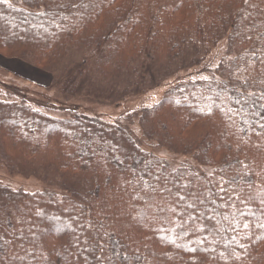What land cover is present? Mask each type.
Instances as JSON below:
<instances>
[{
  "label": "trees",
  "instance_id": "16d2710c",
  "mask_svg": "<svg viewBox=\"0 0 264 264\" xmlns=\"http://www.w3.org/2000/svg\"><path fill=\"white\" fill-rule=\"evenodd\" d=\"M19 1L0 2V66L63 75L70 96L120 103L224 41L229 63L142 112L200 170L96 117L0 101V162L49 186L0 188V264H264V0Z\"/></svg>",
  "mask_w": 264,
  "mask_h": 264
},
{
  "label": "rangeland",
  "instance_id": "374dc122",
  "mask_svg": "<svg viewBox=\"0 0 264 264\" xmlns=\"http://www.w3.org/2000/svg\"><path fill=\"white\" fill-rule=\"evenodd\" d=\"M7 4L20 5V1L8 0ZM228 54V44L224 41L217 47L211 48L209 55L199 66L186 70L182 64L175 75L160 82L154 88L137 96L128 97L120 103L91 97L70 96L64 92L63 75L56 74L53 79L56 83H54L51 78L30 74L25 65L18 67L15 62L3 59L2 64L10 67V70L0 66V101L23 102L57 118L68 117L73 113L96 117L107 124L123 128L136 144L148 150L150 155L169 160L172 165L186 163L200 170L203 167L193 161L190 156L172 154L167 149L158 147L156 142L148 140L142 128L143 125L141 126L142 112L144 109L156 107L178 86H184L190 82L209 83L225 80V75L222 76L220 72V66L229 63ZM1 187L27 193L45 191L49 188L47 184L36 178L9 172L0 162ZM36 211L39 212V210ZM162 237L165 236L162 235ZM167 237L173 239L169 235Z\"/></svg>",
  "mask_w": 264,
  "mask_h": 264
},
{
  "label": "snow or ice",
  "instance_id": "6c2138e0",
  "mask_svg": "<svg viewBox=\"0 0 264 264\" xmlns=\"http://www.w3.org/2000/svg\"><path fill=\"white\" fill-rule=\"evenodd\" d=\"M0 2H3V3H7L8 2V0H0ZM261 127H264V125H261ZM221 191H223L224 189L221 187V189H220ZM181 198H183V197H181ZM247 226V225H246Z\"/></svg>",
  "mask_w": 264,
  "mask_h": 264
}]
</instances>
